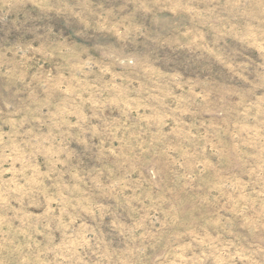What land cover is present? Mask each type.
<instances>
[{
	"label": "rangeland",
	"instance_id": "obj_1",
	"mask_svg": "<svg viewBox=\"0 0 264 264\" xmlns=\"http://www.w3.org/2000/svg\"><path fill=\"white\" fill-rule=\"evenodd\" d=\"M0 264H264V0H0Z\"/></svg>",
	"mask_w": 264,
	"mask_h": 264
}]
</instances>
